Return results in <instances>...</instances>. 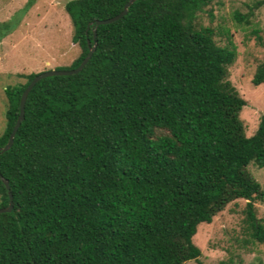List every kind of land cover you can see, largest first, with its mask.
<instances>
[{
	"label": "trees",
	"instance_id": "1",
	"mask_svg": "<svg viewBox=\"0 0 264 264\" xmlns=\"http://www.w3.org/2000/svg\"><path fill=\"white\" fill-rule=\"evenodd\" d=\"M210 1L134 0L97 26L127 0L64 4L79 54L55 69L76 68L87 41L95 48L77 73L35 83L0 152L12 197L0 213V264H184L200 255L197 226L237 199L250 242L264 244L253 206L264 189L247 171L264 167V111L245 136L244 100L226 78L234 45L227 30L220 46L195 26ZM36 74L3 89L0 147ZM261 83L264 61L251 78ZM7 203L0 180V208Z\"/></svg>",
	"mask_w": 264,
	"mask_h": 264
},
{
	"label": "rangeland",
	"instance_id": "2",
	"mask_svg": "<svg viewBox=\"0 0 264 264\" xmlns=\"http://www.w3.org/2000/svg\"><path fill=\"white\" fill-rule=\"evenodd\" d=\"M67 1L0 0V132L4 87L24 83L19 74L67 68L78 56L79 48L71 42V24L63 9ZM234 12L243 17L240 23L233 18ZM194 22L196 28H211L220 46L225 44L223 31L227 30L236 57L226 78L244 100L239 119L248 137L264 111V83L251 84L256 65L264 61V0H211ZM247 171L264 189V167L249 163ZM245 204L243 199L230 202L210 223L199 224L191 241L200 255L184 264H264V244L250 242L245 230ZM253 206L256 220L264 226V197Z\"/></svg>",
	"mask_w": 264,
	"mask_h": 264
},
{
	"label": "water",
	"instance_id": "3",
	"mask_svg": "<svg viewBox=\"0 0 264 264\" xmlns=\"http://www.w3.org/2000/svg\"><path fill=\"white\" fill-rule=\"evenodd\" d=\"M134 0H127V2L123 5L122 10L115 16L105 19V20H96L94 22V24L97 25H104V24H108L111 23L115 20H118L119 18H121L125 13L126 10L128 8V6L133 2ZM92 37H95V30L92 31ZM95 48V42H93L91 45L88 43L87 41V53L84 56V58L81 60V62L79 63V65L74 68V69H70V70H58V69H50V70H46V71H42L37 73L27 84V86L23 89V91L20 94L19 97V103H18V114L17 117L15 119V122L12 126V129L8 135L7 141L6 143L0 147V152H4L6 151L12 143V139L13 136L15 134V132L17 131L20 122L23 120V108H24V103H25V99L27 96V93L29 92V90L35 85L36 82H38L40 79L47 77V76H56V75H70V74H74L77 73L78 71H80L82 69V67L86 64V62L89 60L93 50ZM0 180L3 183L6 191H7V196H8V203L5 207L0 208V213L2 212H9L12 208V197H11V193L9 192V187H8V183L5 179H3L0 175Z\"/></svg>",
	"mask_w": 264,
	"mask_h": 264
}]
</instances>
